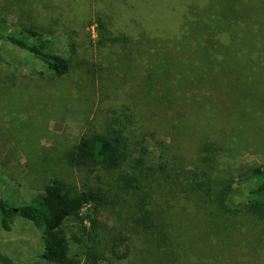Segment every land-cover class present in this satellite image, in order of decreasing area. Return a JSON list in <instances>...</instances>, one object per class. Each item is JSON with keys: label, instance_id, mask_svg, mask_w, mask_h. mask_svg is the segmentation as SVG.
Instances as JSON below:
<instances>
[{"label": "rangeland", "instance_id": "obj_1", "mask_svg": "<svg viewBox=\"0 0 264 264\" xmlns=\"http://www.w3.org/2000/svg\"><path fill=\"white\" fill-rule=\"evenodd\" d=\"M0 29L46 42L45 50L71 66L66 76H54L39 59L0 40V196L11 204L30 202L53 177L78 189L100 185L110 202L99 219L127 234L119 215H131L141 202L151 212L174 206L176 215L192 178L216 190L215 181L230 179L232 192L222 198L231 207L254 198L255 181L247 176L264 169V0H0ZM167 71L177 80L157 91ZM139 89L157 104L174 97L173 113L151 120ZM94 132L124 136L128 158L114 172L95 175L69 165L67 152ZM202 139L214 141L216 151L203 153ZM138 157L146 173L142 189L133 178L119 189ZM196 210L188 201L179 215H201ZM254 223L244 216L229 221L223 249L198 256L191 249V264H264V232L255 234ZM85 225L70 216L61 226L70 256L86 251ZM135 239L134 250L146 248ZM41 253V234L30 223L19 218L10 230L0 224V254L13 264H51Z\"/></svg>", "mask_w": 264, "mask_h": 264}, {"label": "trees", "instance_id": "obj_2", "mask_svg": "<svg viewBox=\"0 0 264 264\" xmlns=\"http://www.w3.org/2000/svg\"><path fill=\"white\" fill-rule=\"evenodd\" d=\"M0 40L39 59L54 76H66L71 71L68 58L45 50L46 42L35 44L14 34L2 33L1 29ZM142 62L145 63L143 60ZM142 69L144 70V68ZM165 74L157 79V91H161V88L166 84L169 85L171 81L177 80V75L169 71ZM140 89L137 90V98L139 99L141 96L145 98L142 104L151 109V120L158 117L166 119L173 113L175 109L174 97L166 100L163 104H157L155 96L145 90L140 91ZM138 103L141 102L138 101ZM165 103H167L166 113ZM162 122L166 123L165 120ZM168 125L166 123V126ZM174 133L177 134L178 139L183 140L179 131ZM186 141L183 140L184 143ZM203 141L204 139L199 141V147L203 153L213 147H215L213 150L216 151L217 144L214 141L204 143ZM66 156L70 166H87L92 174L96 175L101 169L114 172L128 158L126 140L121 133L94 132L82 136ZM211 160L209 158V161ZM143 164L142 157L136 158L132 169L133 175L125 173L124 182L117 184L119 189H127L128 186H131L132 178L135 180L136 190L142 189L141 180L146 176V173L141 169ZM247 178L255 181L250 191L254 198L240 207H231L225 202V198H222V194L226 196L232 192L233 185L230 184V179L215 181L217 187L220 188V190H216L217 188L203 183V179L192 178L186 184L189 189L187 188L186 192L183 190L186 202L179 205V212L176 215L172 214L174 206L159 208L155 206L153 207L154 211L151 212L146 209L145 202L136 203L135 206H132L134 211L129 210L132 211L131 215H119L124 220L122 224H125L126 234L122 230H117L114 233L112 226H108L99 219L102 209L106 208L110 202L107 198L109 194H106L102 186L85 184L83 188L78 189L73 183L53 177L46 183L42 191L33 196L30 202L15 206L0 196V224L5 230H10L13 223L19 218L30 223L41 234L42 253L40 257L51 264H117L119 262L128 264L131 257L132 262L137 264L138 255L141 257L142 264H151V262L161 264L167 261H171L173 264H191L192 261L188 258V251L190 252L191 249L196 256H198L196 253L201 250L206 251L208 248L210 251L215 248L220 252L225 245L226 237L231 235L233 230L229 227L232 224L229 225V221H234L238 217L244 216L255 220L253 224L255 234L259 235L264 232V169L259 167L252 169ZM193 195L197 196L191 198ZM188 201L196 203L195 213L201 215H179L180 211L181 213L186 211ZM207 206L210 208L208 209ZM91 209L92 214L89 212ZM240 212L244 215H233ZM70 216H77L83 224L84 220L90 224L89 227L85 225V234H89V242L86 251L80 257L69 255L67 240L61 230L63 222ZM224 220L227 226L225 223L220 226L219 221ZM210 222H214L215 225ZM212 236H216V238ZM135 237L143 246L146 245V248L140 252L134 250L136 249ZM125 260L127 261L125 262ZM0 264H13V261L0 254Z\"/></svg>", "mask_w": 264, "mask_h": 264}]
</instances>
